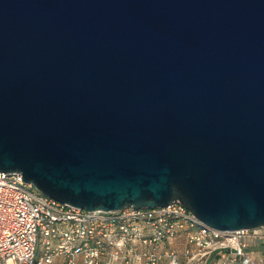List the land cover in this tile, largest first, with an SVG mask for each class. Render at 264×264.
<instances>
[{
    "label": "water",
    "instance_id": "water-1",
    "mask_svg": "<svg viewBox=\"0 0 264 264\" xmlns=\"http://www.w3.org/2000/svg\"><path fill=\"white\" fill-rule=\"evenodd\" d=\"M0 171L264 227V0H0Z\"/></svg>",
    "mask_w": 264,
    "mask_h": 264
},
{
    "label": "built area",
    "instance_id": "built-area-1",
    "mask_svg": "<svg viewBox=\"0 0 264 264\" xmlns=\"http://www.w3.org/2000/svg\"><path fill=\"white\" fill-rule=\"evenodd\" d=\"M22 180L0 171V264H264V227L216 230L177 201L88 211Z\"/></svg>",
    "mask_w": 264,
    "mask_h": 264
},
{
    "label": "rangeland",
    "instance_id": "rangeland-1",
    "mask_svg": "<svg viewBox=\"0 0 264 264\" xmlns=\"http://www.w3.org/2000/svg\"><path fill=\"white\" fill-rule=\"evenodd\" d=\"M262 249H264V247H253V248H249L248 250L258 251V250H262Z\"/></svg>",
    "mask_w": 264,
    "mask_h": 264
},
{
    "label": "crops",
    "instance_id": "crops-1",
    "mask_svg": "<svg viewBox=\"0 0 264 264\" xmlns=\"http://www.w3.org/2000/svg\"><path fill=\"white\" fill-rule=\"evenodd\" d=\"M40 250H41V249L39 248V252H40ZM58 261H59V262H62V261H63V259H62V258H61V259H58Z\"/></svg>",
    "mask_w": 264,
    "mask_h": 264
}]
</instances>
